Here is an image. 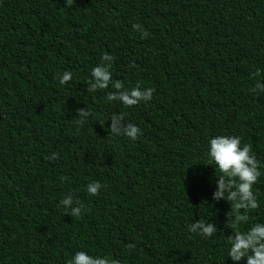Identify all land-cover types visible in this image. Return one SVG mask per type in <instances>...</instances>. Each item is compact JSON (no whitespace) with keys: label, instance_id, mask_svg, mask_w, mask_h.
<instances>
[{"label":"trees","instance_id":"16d2710c","mask_svg":"<svg viewBox=\"0 0 264 264\" xmlns=\"http://www.w3.org/2000/svg\"><path fill=\"white\" fill-rule=\"evenodd\" d=\"M105 52L112 80L151 87L150 101H108L111 82L88 91ZM261 80L264 0H0V264H66L78 250L121 264H232L230 204L211 199L207 141L239 136L264 172ZM113 113L137 139L110 133ZM69 192L87 209L79 218L58 206ZM253 192L249 224L264 220V174ZM197 219L213 236L188 230Z\"/></svg>","mask_w":264,"mask_h":264},{"label":"clouds","instance_id":"9594fccd","mask_svg":"<svg viewBox=\"0 0 264 264\" xmlns=\"http://www.w3.org/2000/svg\"><path fill=\"white\" fill-rule=\"evenodd\" d=\"M67 6H71L72 0H64ZM132 28L137 30L143 38L147 35L146 31L139 25L133 24ZM113 57L108 53H103L100 62L90 69L88 91L109 87L115 91H109L106 94L108 101L118 100L124 106L137 105L148 102L152 98L153 89L151 87H141L139 84L129 88H122L120 81L112 80L111 66ZM260 69L256 70L259 75ZM58 82L64 85L71 79V73L64 71L58 75ZM252 91L255 93H264V80L257 81ZM80 115H90L84 113L81 109ZM110 133L114 135H123L131 140L137 139L139 128L129 122H126L123 114L113 113L110 116ZM206 155L210 161L209 165H215L216 179L215 190L211 193L213 201L225 200L230 204L231 221H227L228 227L232 233L227 236L226 257L232 264H264V220H257L248 223L247 213L258 207L257 196L253 192V185L258 178L264 174L259 161L252 153L250 146L241 142L239 136L230 134L215 135L209 137L207 141ZM55 153L49 156L54 159ZM218 172L219 174H216ZM101 188L98 181H91L86 184L85 191L90 195H96ZM64 213L71 217L79 218L82 212H86L83 203L73 198L69 192L65 194L58 202ZM243 210V211H241ZM241 224H247V227L241 229ZM188 230L202 238H209L217 231L212 223L197 219L194 223L188 224ZM134 247L133 244L128 245ZM66 264H121V261L110 255L96 254L92 255L86 251L78 250L72 253Z\"/></svg>","mask_w":264,"mask_h":264}]
</instances>
